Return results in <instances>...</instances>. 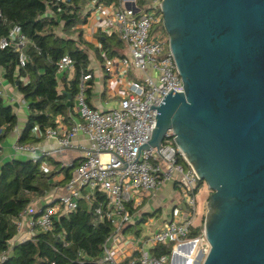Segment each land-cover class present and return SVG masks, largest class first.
Returning a JSON list of instances; mask_svg holds the SVG:
<instances>
[{
    "label": "built area",
    "instance_id": "obj_1",
    "mask_svg": "<svg viewBox=\"0 0 264 264\" xmlns=\"http://www.w3.org/2000/svg\"><path fill=\"white\" fill-rule=\"evenodd\" d=\"M145 1L149 9L138 17L143 12L137 7V0H120L103 29L105 34H117L125 43L129 56L120 59L123 67L140 74L139 80L128 84L126 95L118 107L108 111L92 108L86 101V82L91 76L82 75L76 96L80 122L65 131L56 128L45 131L48 139L57 141L58 149L47 152L40 151L35 144L16 145L17 155L35 162L43 160L41 170L44 173L55 169L45 161L52 153L62 154L76 149L83 155L77 162L60 164V169L72 168L76 164L73 177L49 196L32 203L21 214L12 246L26 242L40 232H51L54 220L76 212L79 202L84 199L89 204L96 202L95 213L100 219H109L114 228L102 258L93 263H205L211 247L204 225L199 235H193L205 221V217L198 214L199 177L177 147L172 130L167 132L160 148L140 149L151 140L156 127L157 111L150 107H159L172 89L181 93L184 88L169 50L168 38L151 40L153 27L163 23L162 0ZM128 5L134 6L137 12L128 9ZM29 44L31 41L21 27L15 26L6 38L1 39L0 50L13 48L19 53L20 67H24L28 61L25 48ZM74 65V60L65 56L57 63L58 73L70 71ZM106 71H112L111 60L106 61ZM78 135H84L90 147L75 146L73 143ZM180 157L185 165L178 161ZM168 184L178 188L181 200L171 208L166 223L151 230H141L139 236L126 235L143 198L155 197ZM41 200L43 203H38ZM142 235L146 240L140 245ZM159 247H164L165 252L155 255ZM8 255L5 252L0 256V264L8 259ZM86 263L87 260H82L78 264Z\"/></svg>",
    "mask_w": 264,
    "mask_h": 264
},
{
    "label": "water",
    "instance_id": "obj_2",
    "mask_svg": "<svg viewBox=\"0 0 264 264\" xmlns=\"http://www.w3.org/2000/svg\"><path fill=\"white\" fill-rule=\"evenodd\" d=\"M160 9L184 88L150 107L156 127L140 149L160 148L172 130L211 191L204 264H264V0H162Z\"/></svg>",
    "mask_w": 264,
    "mask_h": 264
},
{
    "label": "trees",
    "instance_id": "obj_3",
    "mask_svg": "<svg viewBox=\"0 0 264 264\" xmlns=\"http://www.w3.org/2000/svg\"><path fill=\"white\" fill-rule=\"evenodd\" d=\"M119 3L120 0H0V41L15 26L21 27L31 41L25 48L28 61L24 67H20L19 53L13 48L0 50L2 78L17 89L28 106L27 123L18 139L19 146L40 142L42 137L35 136L36 130L42 136L47 129L57 128V117H67L79 93L82 75L91 76L86 82V101L90 105L93 72L89 70L90 56L80 46L89 50L93 46L84 42L82 35L74 39V29L87 23L92 12L87 11L88 6L118 7ZM99 41L101 50L93 51L104 67L107 60L125 57L120 52L126 45L117 34H101ZM65 56L75 62V75L70 82L66 78L61 82L58 79L57 63ZM61 83L64 84L62 91ZM17 124L13 107L0 96V161L3 145ZM178 161L185 165L181 157ZM42 162L13 158L1 163L0 256L9 253L8 259L1 264H78L82 260L95 264L93 262L102 258L114 228L109 219H100L95 213L96 202L89 204L84 199L76 212L58 216L51 232H40L26 242L11 245L18 233L21 214L54 188L66 185L77 167L75 164L72 168L60 169L55 163L54 171L44 173ZM57 174H62L64 179L55 180ZM203 184L199 183L198 190ZM203 225L204 220L194 230V236L201 233ZM164 252V247H159L155 255Z\"/></svg>",
    "mask_w": 264,
    "mask_h": 264
},
{
    "label": "crops",
    "instance_id": "obj_4",
    "mask_svg": "<svg viewBox=\"0 0 264 264\" xmlns=\"http://www.w3.org/2000/svg\"><path fill=\"white\" fill-rule=\"evenodd\" d=\"M117 7H106L102 6L100 9H95L93 5L87 7V11L92 10L86 24H80L75 27V34H73L74 39H78L79 35H82L84 42L93 46L92 50L87 49L86 46H80L82 49L87 50L90 56V67L89 70L93 72V90L90 95V105L92 108L99 111H108L113 108L118 107L122 99L125 97L127 92L128 84L131 81L140 79V74L135 70H127L123 67L121 60L122 58H114L111 60L112 71H106L105 67L96 58L95 52L93 50L100 49L101 44L99 41V36L105 34L104 26L108 17ZM101 55L105 56L103 51H100ZM125 57L129 56L127 47L120 52ZM75 75L74 68L70 71L64 73H58V79L61 82L63 79H67L68 82L73 80ZM0 91L2 92V98H4L10 106L13 107L14 113L18 118V124L15 130L7 138L6 146L3 145V155L0 161L1 163L13 158H23L27 157L17 155L15 147L18 145V139L22 134L24 127L27 123L28 118V106L24 101L23 97L18 93L17 89L12 87L5 79L2 78V71L0 69ZM133 78H135L133 80ZM27 80V79H26ZM64 88V84L61 83V90ZM76 98L73 101L72 110L68 113L67 117L64 116L57 117V130L65 131L72 126L80 122L79 116L77 114ZM35 136L37 138L42 137L41 141L36 143L40 151L54 152L58 149L57 141L55 139H48L45 134L41 136V133L36 130ZM75 146H85L90 147L89 140L84 135H78L73 143ZM82 151L76 149L68 150L62 154H53L46 158L45 161L50 163L52 166L55 163L60 164H70L77 162L80 157H82ZM56 168V166H55ZM64 179L62 174H57L55 180L58 182ZM63 186H58L51 190L47 195L53 193ZM46 195V196H47ZM181 200V195L178 192V188L171 184L166 185L158 191L155 197H144L141 206L137 209V215L134 222L128 227L126 235L133 234L134 236H139L141 230H146L154 228L156 225H163L170 217V213H165L164 206L167 201L170 203L172 208L176 202ZM44 200L38 203H43ZM158 220L155 222L154 217Z\"/></svg>",
    "mask_w": 264,
    "mask_h": 264
},
{
    "label": "rangeland",
    "instance_id": "obj_5",
    "mask_svg": "<svg viewBox=\"0 0 264 264\" xmlns=\"http://www.w3.org/2000/svg\"><path fill=\"white\" fill-rule=\"evenodd\" d=\"M138 4L137 7L142 10L143 13H139L137 16L140 17L142 14L146 12L147 7H149V4L145 0H137ZM167 35L164 31L163 26L160 25H155L152 30V38L151 40H162V39H167ZM135 78H133L134 80ZM137 80V79H136ZM135 80V81H136ZM7 143H5L6 146ZM211 195V191L208 189L207 185L204 183L202 187L199 188L197 192V199H198V214L200 217H205L207 214V203L209 200V197ZM169 201H167L166 205L164 206V211L165 213H170L171 214V207L170 203L168 204ZM155 222L158 220V218L155 216L154 217ZM199 223H197L198 225ZM149 230V229H148ZM190 237H194L193 235H190ZM141 242L140 245H142L145 240L146 236L142 235L141 237ZM16 244V242H15ZM149 246V244L147 245Z\"/></svg>",
    "mask_w": 264,
    "mask_h": 264
}]
</instances>
